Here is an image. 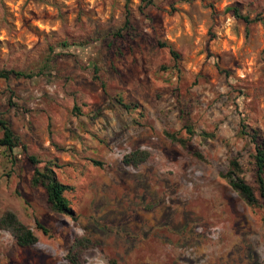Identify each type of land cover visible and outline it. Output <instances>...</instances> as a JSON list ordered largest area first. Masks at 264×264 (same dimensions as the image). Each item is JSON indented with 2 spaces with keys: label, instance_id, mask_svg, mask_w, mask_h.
Wrapping results in <instances>:
<instances>
[{
  "label": "rangeland",
  "instance_id": "rangeland-1",
  "mask_svg": "<svg viewBox=\"0 0 264 264\" xmlns=\"http://www.w3.org/2000/svg\"><path fill=\"white\" fill-rule=\"evenodd\" d=\"M129 10L114 36L123 0H0V69H43L0 77V117L26 147L0 145V213L36 236L21 247L0 230V264L57 263L78 235L91 241L80 264H264L260 210L218 175L236 155L250 181L244 130L264 135V0H130ZM184 122L195 131L187 148L163 134L184 135ZM136 148L147 159L123 164ZM27 153L57 162L71 213L51 212L30 187Z\"/></svg>",
  "mask_w": 264,
  "mask_h": 264
},
{
  "label": "trees",
  "instance_id": "trees-1",
  "mask_svg": "<svg viewBox=\"0 0 264 264\" xmlns=\"http://www.w3.org/2000/svg\"><path fill=\"white\" fill-rule=\"evenodd\" d=\"M143 1V0H142ZM130 0H123L124 14L122 25L113 32L114 36H119L121 31L130 27ZM141 13H144L142 8H139ZM230 14L242 20L245 23L252 21L246 14H242L238 7L235 5H229L226 7ZM255 19V18H254ZM264 29V24H263ZM85 41L81 39H64L59 45L62 47L79 44ZM174 56L175 52L170 51ZM42 68L37 71H25L16 69H0V77L7 78L9 76L14 77H32L42 72ZM117 101L125 109L137 107V104L124 103L121 98H117ZM184 135L178 134L176 131H163V134L173 143L178 144L182 148H187L189 140L194 135L195 131L192 125L188 122L183 123ZM248 138V142L251 144L252 152L251 158V180L248 181L244 176V171L241 163L236 155H230L227 158L226 166L223 170L218 171V175L223 178L230 188L237 194V196L251 209L258 208L261 212L260 220L264 223V135L256 127H250L244 130ZM0 145L6 150H12L13 148H19L25 152L26 147L21 143L16 135L12 132L7 122L0 117ZM202 135L211 136L206 132L201 131ZM193 157L204 161V157L198 150H191L189 152ZM149 153L146 149L136 148L125 154H123L121 161L125 165L137 166L144 162ZM28 162L32 166L31 174L29 177V185L32 188H42L45 193V203L47 208L54 213H71V202L66 196L65 192L73 190L70 184L60 181L56 174L55 168L59 167L54 159H47L41 165L40 160L34 154H26ZM94 164H98L97 161H92ZM36 227L45 232V228L38 222H35ZM0 230L7 231L15 240L18 246L26 247L33 244L36 241V236L32 230L23 224L17 217L13 210L6 209L0 213ZM91 241L88 237L83 235L74 236L66 249L61 261L53 264H80L82 251L89 247Z\"/></svg>",
  "mask_w": 264,
  "mask_h": 264
}]
</instances>
